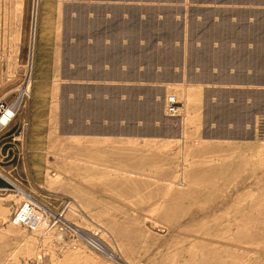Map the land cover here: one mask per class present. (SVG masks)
I'll list each match as a JSON object with an SVG mask.
<instances>
[{"label":"rangeland","instance_id":"obj_1","mask_svg":"<svg viewBox=\"0 0 264 264\" xmlns=\"http://www.w3.org/2000/svg\"><path fill=\"white\" fill-rule=\"evenodd\" d=\"M4 105L0 264H264V0H0Z\"/></svg>","mask_w":264,"mask_h":264},{"label":"bare ground","instance_id":"obj_2","mask_svg":"<svg viewBox=\"0 0 264 264\" xmlns=\"http://www.w3.org/2000/svg\"><path fill=\"white\" fill-rule=\"evenodd\" d=\"M37 4V3H36ZM38 4H39V2H38ZM37 4V5H38ZM80 22V21H79ZM73 29V28H72ZM85 101V100H84ZM191 114V113H190ZM14 117V113H13V111L11 110H8V116L7 117H4L1 121H0V127L1 126H4V127H6V126H9V124L7 123L9 120H8V118L9 117ZM85 143V142H84ZM201 181V180H200ZM264 195V194H263ZM259 198V197H258ZM31 200H33L32 198H31ZM85 212V211H84ZM172 213V212H171ZM25 214V213H24ZM22 215V214H21ZM259 217V216H258ZM30 218V217H29ZM37 219V218H36ZM257 219V218H256ZM244 221V220H243ZM27 222V221H26ZM255 222V221H254ZM259 223V222H258ZM17 224V223H16ZM29 224V223H28ZM244 224V223H243ZM33 225V224H32ZM203 225V224H202ZM247 225V224H246ZM237 226V225H236ZM257 226V225H256ZM32 227V226H31ZM231 227V226H230ZM258 229V228H257ZM15 230V229H14ZM239 231V230H238ZM254 231V230H253ZM245 232H246V230H245ZM255 232V231H254ZM244 233V232H243ZM247 233H251V231L250 232H247ZM247 233H246V235H247ZM243 235H245V233L243 234ZM245 235V236H246ZM250 235V234H249ZM256 235V234H255ZM255 235H254V237H255ZM244 236V237H245ZM248 236V235H247ZM253 237V236H252ZM232 238V237H231ZM238 239V238H237ZM264 239V236H263V238H262V240ZM246 240V239H245ZM242 241V240H241ZM257 241V240H256ZM240 242V241H239ZM244 242V241H243ZM233 243V242H232ZM212 245V244H211ZM208 247V246H207ZM228 250H230L229 248H223L220 252H223V253H228ZM233 252H237V251H233ZM30 253V252H29ZM237 254V253H236ZM222 256V255H221ZM227 256V255H226ZM232 256H233V258H235L236 256L234 255V253L232 254ZM235 256V257H234ZM236 259V258H235ZM227 260H228V258H227ZM224 262V261H223Z\"/></svg>","mask_w":264,"mask_h":264},{"label":"built area","instance_id":"obj_3","mask_svg":"<svg viewBox=\"0 0 264 264\" xmlns=\"http://www.w3.org/2000/svg\"><path fill=\"white\" fill-rule=\"evenodd\" d=\"M8 110H11V108H8L7 105H4L0 108V115H1V120L4 118V117H7L8 116ZM170 113L172 114H175V111H176V108L174 107V105H170V109H169ZM14 118H12L11 116L8 118V124H10L12 122ZM0 120V121H1Z\"/></svg>","mask_w":264,"mask_h":264}]
</instances>
